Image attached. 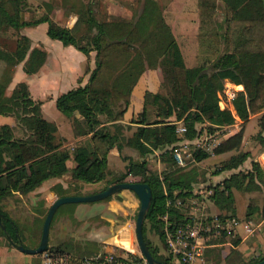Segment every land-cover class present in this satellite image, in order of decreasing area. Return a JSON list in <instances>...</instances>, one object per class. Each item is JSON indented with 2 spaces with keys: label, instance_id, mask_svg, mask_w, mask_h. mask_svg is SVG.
I'll return each instance as SVG.
<instances>
[{
  "label": "trees",
  "instance_id": "trees-1",
  "mask_svg": "<svg viewBox=\"0 0 264 264\" xmlns=\"http://www.w3.org/2000/svg\"><path fill=\"white\" fill-rule=\"evenodd\" d=\"M218 1L222 3L221 17ZM94 0H41L43 12L37 18L24 19L28 0H0V36L7 29L16 33L14 47L0 45V115L12 117L19 130L10 124L0 125V202L15 192L27 194L44 181L61 177L69 171L66 165L72 159L70 170L73 181L105 185L126 181L129 175L149 185L152 192L150 211L143 224V235L152 256L160 264H172L170 254H159L158 247L146 238L148 227L164 243L161 231L162 216L182 221L184 214L168 207L167 201L185 199L194 184L204 179L205 171L195 164L178 167L172 149L181 140L176 124L170 120H183L184 138L192 140L204 130L216 132L234 123L228 108L219 106L218 93L225 80L243 85L232 104L235 114L242 120L250 112L264 107V0H197V33L195 64L187 67L175 36L163 16V6L157 0H137L138 8L130 18L112 16L100 18ZM60 8L65 16L75 15L71 27L53 18L54 9ZM46 23V34L64 46L72 45L89 55L95 52V66L87 83L61 93L55 99L57 109L72 119L76 136H89L72 151L63 147V138L57 134L53 121L43 117L42 101L34 99L28 84L18 82L9 94L6 90L15 68L23 63L27 74H35L44 65L47 51L32 46L29 36L21 29ZM159 67L162 80L157 92L146 91L143 109L130 122L138 125L130 135H124L120 120L130 104L131 91L147 68ZM242 131L223 139L215 154L239 150ZM126 145L135 150L140 159H128L124 171L111 174L107 168L109 151H119ZM159 150L158 158L164 165L159 172L150 168L147 157ZM208 154L195 152L196 162ZM249 156L238 152L222 161L214 170L218 174L237 169ZM264 185V172L258 162L251 170L233 172L213 185V205L218 216H235L234 190L252 191ZM58 196L70 195L60 186ZM258 199H250L245 218L254 215ZM264 210V205H263ZM47 212V208L43 212ZM8 233L11 225L4 220ZM1 234L4 231L0 227ZM226 234L213 237L209 243L225 241ZM237 239L232 243L236 244ZM48 248L50 246H47ZM264 254L241 264H254Z\"/></svg>",
  "mask_w": 264,
  "mask_h": 264
},
{
  "label": "crops",
  "instance_id": "crops-1",
  "mask_svg": "<svg viewBox=\"0 0 264 264\" xmlns=\"http://www.w3.org/2000/svg\"><path fill=\"white\" fill-rule=\"evenodd\" d=\"M106 1L105 5L102 2L99 11L107 13L111 17L121 16L130 18L134 14V11L138 8V3H134L135 0ZM157 1L163 6L164 19L170 26L172 33L179 44L186 66H194L197 49V0ZM24 19H27L26 16H24ZM75 19L76 17L71 15L69 17L67 26L71 27ZM38 25H43L44 28L47 27L46 23H40ZM27 27L29 26H25L23 28L25 29ZM23 28L22 33L29 36L25 33L27 31L23 30ZM29 37L36 46L40 45L48 53L46 62L40 68V70L34 74L37 77L36 79L40 81L37 85L38 89L40 90V97L37 100L42 101V115L47 120L53 121L56 124L57 134L64 140L63 147L72 151L77 144L85 141L89 136L75 135L73 131L72 120L66 118V116H64L57 109L55 99L61 93H64L69 89H72L79 85L83 86L87 83L90 72L95 64L92 58V52H90L89 55H86L83 52L77 50L74 46H64L63 44L62 46L59 41L51 39L50 37V39L42 38L40 40L36 38L34 39L31 36ZM193 42L195 45L194 64L188 65L186 63L185 56L186 52L190 53L189 45H191V43ZM22 66L23 63L21 65L18 64L15 68V72L12 78L13 86L20 81L26 82L27 80L26 76L24 75L25 72L23 71ZM161 80L162 72L159 67L147 68L140 75L138 81L134 85L130 95V104L124 112L122 118L117 122H119L123 126H129V129L133 131L138 124L132 123L130 121L132 120V118H137L139 113L142 111L145 92H157L159 90ZM226 82L232 83L237 92L243 89V85L235 84L229 79H226L225 83ZM28 86L30 89L31 87L29 84ZM223 105V103L219 102V106L221 109L228 108L232 111L235 117V121L233 124L226 126L223 129L217 130L218 138L220 140L219 143L223 139L239 131H242V142L239 150L234 149L218 154H215L214 151L213 156L218 159L217 166L220 165L222 161L228 159L231 155L236 154L240 151L248 152L249 156L237 169L225 170L218 174H213V171H211V173H208L204 169V179L199 181V183L214 185L222 181L225 177L229 176L233 172H247L251 170L253 161L258 162L264 172V107L259 111L250 112L249 118L246 121H242L235 114L232 102L226 104V106ZM170 120H175V117H171ZM7 124L14 126L13 122H8ZM129 129L125 128L124 131H128ZM124 135L128 136L126 134ZM124 151H126L127 155L123 154ZM158 153L159 150H155L154 153L150 154L147 157V159L150 160V157H154L155 155H158ZM120 154L122 155L121 160L123 161L121 162V165L117 167V169H113L112 157L114 155H117L119 157ZM129 158L138 160L140 159V156L135 150L126 145L123 146L121 151H119L116 147H113L109 151L107 156L108 170L111 172V174H118L119 172L124 171ZM69 160L73 162V166L68 165ZM157 162L161 164L159 159H157ZM196 163L199 164L200 162ZM66 165L69 168V171L67 173H65L61 177L50 178L44 181L34 191L29 193H40V214L44 209L49 208L52 202L58 197V191L55 187L60 186L62 189H66L68 185L65 182L66 178H68L69 176V178L72 179L70 170L75 166V163L72 159H68ZM136 178L139 177L129 175L128 177H126V180L137 181L138 179ZM74 183V185L79 184L81 186V194L98 192L106 186L104 181L96 183H86L78 180ZM257 183L259 185V188H256L252 191H241L236 189L234 190L235 216L230 218H235L238 222L235 228V232L230 235L226 234L225 241L223 242L208 243L207 247L205 248L203 258L195 262V264H241L243 261L264 254V185L262 183H259L258 181ZM250 199H258L259 208L256 209L254 215L249 218H245ZM238 202L241 203V209L238 206ZM139 204V199L137 198L135 193L131 190L124 189L120 192L119 195H114L107 199L96 201L92 204H86L88 205L87 208H76L74 217L79 220V214L82 210H88L94 214L100 213V218L103 221H106V223L108 224L110 237H107L106 240H103L100 243L99 241L97 242L93 237L101 235L102 232L98 231L100 227H93V229L90 228L91 230H88L90 235L87 239H89L90 241L94 240L96 241V243H99V245L101 243H105L113 246L114 248H116V246H121L124 248L130 246L133 248V238L135 233V227L133 226L135 224ZM206 212L209 214H218L219 210L213 205L212 201H210ZM119 216H122L123 220L119 219ZM92 217L87 221V224L92 223V225H95L96 221L91 220ZM109 238L110 240H108ZM233 239H237L238 242L236 244H233ZM117 242H121V244ZM125 244L127 245L125 246ZM48 246L59 248L61 246V243L53 239L52 242H48ZM153 246L158 247L159 254H168L164 243L159 244L154 240ZM172 264H178V261L173 258Z\"/></svg>",
  "mask_w": 264,
  "mask_h": 264
},
{
  "label": "rangeland",
  "instance_id": "rangeland-1",
  "mask_svg": "<svg viewBox=\"0 0 264 264\" xmlns=\"http://www.w3.org/2000/svg\"><path fill=\"white\" fill-rule=\"evenodd\" d=\"M106 0H94L95 4V11L97 13V16L100 18H109L107 13L99 11L100 6L103 2L105 5ZM107 2V1H106ZM137 0H135L136 4ZM219 4V10L220 13L218 17H221V11H222V3L221 1H218ZM135 9V8H134ZM43 12V8L41 7V0H28V4L25 7L24 10V16H26V20L30 18H37L41 13ZM52 16L54 19H56L58 22L61 24H66L69 21V17L65 16L64 12L60 8L54 9L52 12ZM75 16V15H73ZM121 17V16H117ZM44 25V24H43ZM43 25H30L27 28H23V30H26V34L29 36L33 37L34 39H42V38H49V36L46 34V28L43 27ZM22 32V29H21ZM15 32L13 29H7L6 33L0 36V45H8V47L12 48L14 47V42H15ZM58 41V40H57ZM59 43L62 45V43L59 41ZM32 46H36L32 42ZM40 46V45H39ZM63 46V45H62ZM189 52H186L185 60L188 65L194 64V53H195V45L194 42L189 45ZM187 51V49H186ZM189 54V55H188ZM92 58L94 60L95 58V52H92ZM20 63L19 65H21ZM95 66V64H94ZM94 68V67H93ZM0 71H1V65H0ZM23 73V71H22ZM26 76V82L30 85V92L31 95L34 99H38L40 97V90L38 89L37 85L40 81H38L36 78V75L34 74H27L24 73ZM38 81V82H37ZM16 85V84H15ZM14 85V86H15ZM12 85V80L6 90V93L9 94L11 90L14 87ZM65 118V117H64ZM68 118V117H66ZM72 120L71 118H68ZM14 123V120L12 117H6L0 115V125L4 123ZM15 128V133L19 136L20 132L17 129V126H13ZM132 130H125L124 134L129 135L131 134ZM64 142V140H63ZM193 152V151H192ZM124 155L126 154V151L123 153ZM127 155V154H126ZM122 155L120 154L119 157L117 155H114L112 157L113 160V169H117L121 165V162L123 160ZM158 158L155 157H150L149 164L150 168L153 170H157L161 172L164 169V165L161 163L157 162ZM216 157L213 155H209L207 159H204L201 161L199 164L196 163L194 153L193 156L188 159V164L192 165L195 164L199 169L201 170H206V172L211 173V171L214 170L217 166V161ZM69 166H73V162L71 160L68 161ZM185 166L184 168H186ZM139 179V178H136ZM65 182L68 184L66 190H68V193H74L75 195L81 194V186L74 185L75 181L72 179L66 178ZM198 183L194 184L195 186L198 185ZM18 198L15 200V198ZM40 193H31V194H24L21 195V197L18 194H15L13 197H9V202H11L15 207L13 206H8L6 209L7 213L14 218V220L17 222L20 232H22L24 238H25V243L27 245H37L40 241V232L42 230V224L43 220L45 218V211L41 212L40 214ZM38 202V205H36ZM94 202H79V203H67L63 204L58 207L56 210L50 230H49V242H52L53 239L56 241H59L61 243V246L57 249L60 250H65L69 253H71L75 257L83 258V257H95L97 253L101 250L104 251H112L114 250V247L105 243H99L103 240H106L107 237H110V231L108 229V224L104 223L103 220L100 218V213L95 214V217H92V213L88 210H82L79 214V220L74 217V214L76 213L75 210L76 208H87L88 205L86 204H92ZM238 206L241 209V203L238 202ZM36 206V208H35ZM92 217L91 220L96 221L95 225H92V223H88L87 221ZM119 219L123 220L122 216H119ZM90 220V221H91ZM63 223L67 224L66 230L63 229L61 226H63ZM99 228L98 231H101L102 234L98 235L96 237H93L96 241H90L88 236L90 235L88 230L91 228ZM135 227V224L134 226ZM90 229V230H91ZM105 230V231H104ZM147 240L153 245V242H158L159 244H162V240L159 238V235L153 231L150 230L147 224L146 232H145ZM90 238V237H89ZM91 239V238H90ZM110 240V238L108 239ZM133 248L139 251L137 242H136V237L134 233V238H133ZM120 243L121 242H117ZM124 244V243H123ZM165 244V242H164ZM127 244H125L126 246ZM50 248H55V247H50ZM127 248H130V246H127ZM169 254V253H168ZM172 256V255H171ZM174 257L172 256V259ZM40 259L39 254H34V255H28L21 250L12 247L10 243L6 240L5 236L1 234L0 231V264H25V263H32V262H37ZM175 259V258H174ZM178 264H182L178 262Z\"/></svg>",
  "mask_w": 264,
  "mask_h": 264
},
{
  "label": "built area",
  "instance_id": "built-area-1",
  "mask_svg": "<svg viewBox=\"0 0 264 264\" xmlns=\"http://www.w3.org/2000/svg\"><path fill=\"white\" fill-rule=\"evenodd\" d=\"M236 94L234 85L226 82L219 93V102L226 106L233 101ZM172 122L176 124V132L181 137L172 149V156L178 167L187 166L188 159L195 152L214 155L220 141L217 131L209 133L204 130L196 138L188 140L184 138L186 126L183 120H172ZM213 194V184L199 183L194 185L192 193L185 199L167 201L168 207L179 209L184 214L183 220L178 222L176 218L171 219L166 213L162 216L161 224L168 253L182 264H195L201 260L211 238L235 232L238 224L235 218H221L217 213L206 212ZM38 254L40 259L37 262L27 264H148L140 251L132 247L116 246L112 251L100 250L95 257L83 258L50 247Z\"/></svg>",
  "mask_w": 264,
  "mask_h": 264
},
{
  "label": "water",
  "instance_id": "water-1",
  "mask_svg": "<svg viewBox=\"0 0 264 264\" xmlns=\"http://www.w3.org/2000/svg\"><path fill=\"white\" fill-rule=\"evenodd\" d=\"M124 189L131 190L135 193L139 199V209L135 219V237L136 242L139 248L140 253L145 258L148 264H160V261L154 258L149 250V247L146 243L145 237L143 235V224L150 211L151 201H152V192L148 184L141 181H123L116 182L106 185L98 192L90 194H70L64 196H58L52 204L49 206L43 226L42 233L39 245L36 248H26L22 245H19L18 249L26 254H37L42 252L48 246L49 241V230L53 216L59 206L67 203H79V202H96L100 200L107 199L114 195H119L120 192ZM4 214L0 211V226L3 230L6 229L4 223ZM254 264H264V259L254 263Z\"/></svg>",
  "mask_w": 264,
  "mask_h": 264
},
{
  "label": "flooded vegetation",
  "instance_id": "flooded-vegetation-1",
  "mask_svg": "<svg viewBox=\"0 0 264 264\" xmlns=\"http://www.w3.org/2000/svg\"><path fill=\"white\" fill-rule=\"evenodd\" d=\"M35 190V189H34ZM33 190V191H34ZM32 192V191H31ZM30 193V192H29ZM29 193H27V194H29ZM15 194H18L20 197H21V195H24V194H21V193H19V192H15L12 196H10V197H13ZM16 199H18L17 197L15 198V200ZM16 202H17V200H16ZM39 203H40V200H39ZM36 205H38V202H37V204ZM8 206H13V207H15L11 202H9V197L8 198H6V199H4V200H2L1 202H0V211L4 214V219H3V221L4 220H6L10 225H11V227H12V230H11V232L10 233H8V231L5 229V230H3V228H2V230L5 232L4 233V236H5V238H6V240L8 241V243H10L11 245H12V247H14V248H17L18 249V247H19V245H22L23 247H26V248H36L38 245H39V243L37 244V245H34V246H31V245H27L26 243H25V238H24V236H23V234H22V232H20V229H19V226H18V224H17V222L14 220V218H12V216L11 215H9L8 213H7V211H6V209L5 208H7ZM35 208H36V206H35ZM47 210H48V208H47ZM47 213V212H46ZM46 216V215H45ZM91 216H95V214L94 213H92V215ZM45 219V218H44ZM43 222H44V220H43ZM104 223H106V221H103ZM107 224V223H106ZM42 226H43V224H42ZM66 226H68L66 223L64 224L63 223V226H61L63 229H65L66 230ZM6 227V226H5ZM41 233H42V230H41V232H40V239H41ZM40 242V241H39ZM49 242V241H48Z\"/></svg>",
  "mask_w": 264,
  "mask_h": 264
}]
</instances>
